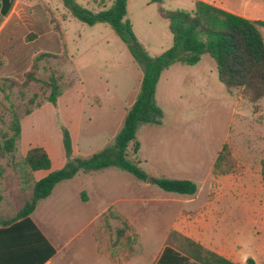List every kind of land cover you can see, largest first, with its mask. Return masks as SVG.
I'll list each match as a JSON object with an SVG mask.
<instances>
[{"label":"rangeland","instance_id":"1","mask_svg":"<svg viewBox=\"0 0 264 264\" xmlns=\"http://www.w3.org/2000/svg\"><path fill=\"white\" fill-rule=\"evenodd\" d=\"M142 1L145 0H131L127 16L134 25L137 38L139 37L140 42L148 47V52L162 53L168 45H171L173 37L169 23L160 15L159 8L192 11L194 4L191 0H163L161 4L156 3L141 11ZM32 2L34 7L29 11L30 17L19 24L22 33L27 31L35 19H47L51 14L57 27H60L59 23H61L66 28L63 38L69 52L65 50L61 54L66 53L68 56L72 54L74 59L80 55V58H77L78 64L91 66L88 73L92 77L100 75L105 82L108 79L105 83L107 87L100 89L102 97L104 99L108 96L112 97V103L118 106H121V99H126L128 102L135 101L134 98L138 93L136 85L140 74L139 64L132 58L127 45L113 29L109 45L99 44L83 55L86 36L82 26L88 25L75 19L64 7L62 0H32ZM77 2L92 11H99L93 0H77ZM1 19L0 16V21ZM80 34L84 36L83 41L79 39ZM21 36L22 34L19 33L13 38L17 42V48L15 47L13 52H7L4 63H7V68H20L27 72L34 55L48 44L45 37L30 42L35 36L33 33L28 35L32 37L28 39V44L21 39ZM95 38L96 35L92 34L91 39ZM91 43L87 44V48ZM68 59L71 63L67 62L64 66L65 70L73 71L77 76L70 56ZM178 66L182 65L178 63ZM169 74L172 78L170 77L169 80L162 78L156 96L163 112L161 124L144 123L137 130L136 141L140 143L139 158L142 161L139 165L148 174L154 173V176L194 179L198 185L196 200L198 204L211 211L213 223L239 226L243 230L240 237L244 240L245 246L251 247L256 238L264 239V183L261 176V162L264 160V98L252 103L243 96L240 89L228 92L225 85L219 81L215 60L208 53L202 55L201 61L194 69ZM42 76L46 77V72ZM24 79L25 77L16 80L23 82ZM20 89L15 87L10 99H6L0 92V138L3 133L9 132L11 115L8 109L11 106L23 114L27 108L33 107V103L28 101L33 93H38L35 101L43 97L40 83L22 88L26 92L25 98L21 96ZM53 107L37 111L27 117L25 120L27 127L42 124V127L53 132L56 138L58 132L60 133L61 125L65 123L62 119L64 109L58 108L54 111ZM26 116L28 115L23 114L22 119ZM117 123L118 121L113 118L112 141L119 132L116 131ZM97 133L98 135L94 137H84L82 140L85 142L90 139L91 142L99 144L108 137L106 135L110 130H101ZM225 143L231 147L238 167L234 173L215 176L213 163ZM132 145L133 143L130 144L131 151ZM23 157L21 146L13 155L0 156V223L18 216L25 202L32 197L34 181L49 173L47 170L31 173L24 166ZM130 182L139 181L132 174L112 167V208L123 215L128 209L123 200L124 194L129 190L140 192V189H136L135 184ZM71 184V190L65 194H60L64 185H58L51 199L40 200L41 214L49 224L50 233L57 240L61 239L62 232L56 227H64L65 233L70 235L79 224L77 206L73 200L77 183L74 181ZM144 191L155 198H162V195L168 194L152 184L147 185ZM95 196L98 197L96 194ZM156 207L165 213L170 212L165 202L150 203L149 212H154ZM140 219L142 218H138V221ZM146 219L153 221L155 217L150 216ZM137 234V247L142 249L141 234ZM104 240L109 243V235H106ZM114 249L112 248V251ZM55 264L61 263L58 260Z\"/></svg>","mask_w":264,"mask_h":264},{"label":"crops","instance_id":"2","mask_svg":"<svg viewBox=\"0 0 264 264\" xmlns=\"http://www.w3.org/2000/svg\"><path fill=\"white\" fill-rule=\"evenodd\" d=\"M191 1L194 7L195 1H203L235 15L264 22V0ZM156 3L152 0L142 1L140 10L145 11L147 7L156 5ZM95 4L98 10H102L110 7L112 0H97ZM130 4L131 0H128V13ZM33 7L34 3L32 0H13L10 10L0 21V77H13L16 79L24 77L25 69H10L7 68V63H4L7 52H13L17 48V42L13 38L19 33L22 34L21 39L25 40L26 44H28L29 34L33 33L35 35L33 41L30 42H36L45 37L48 46L40 48L38 52L45 51L58 54L65 50L69 52L63 38L66 28L59 23L60 27L59 31H57L52 23L51 14L48 15L47 19H35L27 31L22 33L23 30L19 27V24L27 21L30 17L29 11ZM132 26L135 32L134 25L132 24ZM87 27L82 26L84 36H86L84 41L86 42V47L85 43H83V48H85L82 52L83 55L99 44L109 45L113 35L112 27L109 28L110 25L97 23ZM261 30L264 36V26ZM92 34L96 35L94 40L91 39ZM84 36L80 34V41H83ZM89 43L91 44L87 48ZM142 44L148 49L146 44ZM171 45H168L165 49L167 50ZM151 54L154 56L160 54V52ZM69 56L72 60V66L78 75V82L58 98L57 107H53L52 103L46 102L21 121L22 132L18 150L21 146L22 154L25 156L28 150L34 146L44 147L51 159V170L60 169L67 162L62 129L60 128V133L58 132L59 135L55 138L53 132L47 131L42 127V124H33L28 128L25 122L27 117L49 107H53L54 111L58 108L60 110L63 108L62 119L65 122L64 126L70 132L73 155L88 157L112 142V119L114 118L115 121H118L116 126V131L118 132L123 125L127 111L134 102V100L128 102L126 99H121L122 103H120L121 106L119 105V107L112 103V97L108 96L107 99H104L100 89L107 87L105 83L108 82V79L105 82L100 75L92 77L88 73L91 70V66L78 64L77 58H80V55H76L75 59L72 54ZM198 63L187 66L182 63H180L182 66H178V63H174L164 69L156 87L155 97L162 78L169 80L170 77L172 78L169 73L174 74L179 71L185 72L188 69H194ZM139 69L138 85H136L138 92L144 74L140 66ZM52 117L54 118V115ZM97 122H100V124ZM106 129L110 130V133L99 144L91 142L90 139H87L90 141L86 140L85 142L82 140L84 137H94L98 135L97 132ZM139 150L135 155H131L130 158L141 164ZM145 161L148 162L146 159ZM150 175L154 176V173ZM187 179L194 181L190 177H187ZM74 181L77 183V189H75L73 200L75 206H77L79 224L70 235L65 233L64 227H56L57 230L62 232L61 239L57 240L50 233L49 224L43 218L39 205L41 201L51 199L58 185H64L60 194H65L68 190H71V183ZM138 181L130 182V184H135L136 189H140V192L129 190L124 194L123 200L128 207L125 215L129 217L135 227L136 234H141L142 249L139 254L130 259L118 256L116 260H112L110 255L103 252L100 248L96 227L100 225L99 222H102L103 214L112 207V167H107L97 171L79 172L73 178L59 182L50 196L39 201L35 210L29 216L20 218L6 226H1L0 264H55L58 260L61 264H201L177 248L167 244V238L172 231H177L187 236L204 248L216 252L234 263H245L248 258H253L256 264H264V239L256 238L251 247H246L244 240L240 237V234L243 233L242 228L239 226L214 224L211 211L202 204H198V200L195 197L197 193L195 195H184L168 192V194L162 195V198L150 197L143 190H146L147 185L151 183ZM97 201L100 202L96 204ZM153 202H165L170 212L165 213L161 209L159 210V207H156L154 212H149V204ZM150 216H154L155 220L147 221L146 218ZM134 217L137 218L135 219ZM138 218L142 219L138 221ZM226 234L232 235L228 236Z\"/></svg>","mask_w":264,"mask_h":264},{"label":"trees","instance_id":"3","mask_svg":"<svg viewBox=\"0 0 264 264\" xmlns=\"http://www.w3.org/2000/svg\"><path fill=\"white\" fill-rule=\"evenodd\" d=\"M12 1L0 0L1 18L10 10ZM152 1L161 4L163 0ZM62 2L74 18L85 24L110 25L142 68L143 78L137 97L126 113L123 126L105 148L88 157L74 156L70 132L66 126L61 125L67 155V162L62 168L51 170V159L44 147L34 146L28 150L23 157L24 166L31 173L39 170H47L49 173L34 181L32 197L25 202L18 216L0 223V227L29 216L38 202L49 197L59 182L71 179L79 172L97 171L107 167L128 172L136 179L149 182L167 192L195 195L198 191L195 181L187 178L151 176L138 162L130 158L131 154H136L140 147V143L136 141L137 130L144 123L161 124L162 122L163 112L155 97L162 71L174 63L195 65L205 53L215 60L219 81L228 91L240 89L243 96L252 103L264 98V36L261 30L264 22L235 15L203 1H195L192 11L166 10L160 7V15L169 23L173 44L167 50L153 56L139 41L133 30L127 16L128 0H112L110 7L99 11H92L79 4L77 0H62ZM93 2L97 3V0ZM51 20L54 28L59 31L54 18ZM30 38L32 37L28 36V39ZM68 57L66 53L35 54L30 69L24 74V81L19 82L13 77H0V92L6 99H10L12 90L19 87L21 96L25 98L26 92L22 88L40 83L43 97L35 101L38 93H33L28 98V101L33 103V107L27 108L23 114H31L46 102L57 105L58 98L79 80L78 75L64 68L67 62L71 63ZM44 72L46 77L42 76ZM8 113L11 115L9 132L3 133L0 138L1 157L13 155L17 151L22 132L23 114L17 112L13 106L8 109ZM131 143H133L132 151ZM237 167L238 163L231 147L225 143L217 154L213 174L215 176L231 174ZM261 176L264 183V160L261 162ZM96 234L100 248L108 253L112 260H116L118 256L130 259L141 252L137 247V234L132 222L112 207L103 214L101 224L96 227ZM106 235H109V243L104 240ZM167 244L201 264H256L253 258H248L245 263H234L177 231L169 234ZM112 248H115V251H112Z\"/></svg>","mask_w":264,"mask_h":264}]
</instances>
